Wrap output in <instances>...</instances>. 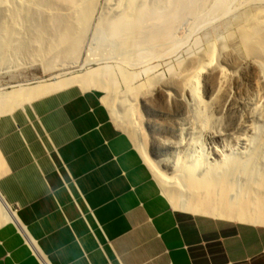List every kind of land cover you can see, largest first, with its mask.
I'll return each instance as SVG.
<instances>
[{
  "label": "crops",
  "instance_id": "obj_1",
  "mask_svg": "<svg viewBox=\"0 0 264 264\" xmlns=\"http://www.w3.org/2000/svg\"><path fill=\"white\" fill-rule=\"evenodd\" d=\"M102 98L0 115V264H264L263 225L172 208Z\"/></svg>",
  "mask_w": 264,
  "mask_h": 264
},
{
  "label": "bare ground",
  "instance_id": "obj_2",
  "mask_svg": "<svg viewBox=\"0 0 264 264\" xmlns=\"http://www.w3.org/2000/svg\"><path fill=\"white\" fill-rule=\"evenodd\" d=\"M109 1L108 10L109 13L113 10V15L99 16L95 29L96 39L103 47L101 55H98L117 56L121 65L118 64L120 66L113 70L107 65L98 66L93 61L84 65L87 66L85 70L78 68L80 70L60 75L59 71L56 74L58 69L70 68L79 58L97 0H0V73L8 74L37 63L43 73L51 74L47 80L4 87L0 85V115L10 114L38 98L72 86L82 92L102 90L105 93L102 102L114 124L131 138L173 209L264 226V169L260 172L255 169L259 159L256 153L264 148V109L260 108L262 113H256L263 124L262 132L258 133L254 128L257 132H254L257 137L254 153L247 159L223 157L219 161H209L207 157L191 159L189 155L179 156L170 169V175H167L149 159V145L138 112L139 103L145 102L152 87L161 81V76H147L137 86L136 74L130 75L124 70L126 65L174 50L178 47L174 30L183 19L223 17L229 12L230 0ZM234 20V34L229 39H237L238 47L244 54L242 67L246 71L250 70L254 91L259 96L264 94V8L245 10ZM217 49L221 53L224 51L223 45H207L201 53L196 56L193 54L194 67L192 65L191 70H186V73L182 71L184 74L179 76L173 74L172 68V74H168L172 82L176 80L182 87L183 94L175 90L178 94L185 95L201 106L193 127L197 126L201 130L205 128L204 132L210 120L208 112L211 111H208L207 104L227 97L231 81L222 66L215 65ZM14 60H21L22 63L16 67L12 64L16 63ZM201 79L210 81L213 86V95L207 104L200 96ZM162 87L156 94L163 103H170L172 96L168 86ZM14 218V211L0 197V225Z\"/></svg>",
  "mask_w": 264,
  "mask_h": 264
},
{
  "label": "rangeland",
  "instance_id": "obj_3",
  "mask_svg": "<svg viewBox=\"0 0 264 264\" xmlns=\"http://www.w3.org/2000/svg\"><path fill=\"white\" fill-rule=\"evenodd\" d=\"M108 1L109 0H97L96 8L89 23L87 34L80 47L79 58L76 59V64L70 66V68L68 66L58 69L56 74L59 73L62 75L74 70L77 71L78 68L85 70L87 66L84 65L93 61H96L98 66L107 65L113 68V70L121 65L119 61L120 58L117 56H100L103 47L96 39L97 30L95 29H97L99 18L102 15H113L112 13L114 12L112 10L109 13L110 10H108V8L110 6V1ZM229 4V12L223 15V17L211 18L209 16L200 20L194 18L183 19L174 30V40H176V46H178L176 47L177 49L175 48L167 53L150 57V59L142 60L136 64L124 65V70L129 72L130 75L132 73L136 74L135 84L137 86L144 82L147 76L152 77L153 75L154 77H162H159L161 81L150 90V94L147 96L148 99L146 98L144 103H139L138 112L140 116V125L149 145V159L167 175H170V169L179 156L188 157L189 155L191 159L196 157H207L209 161H219L223 157H233L235 159L245 160L248 156L254 153V141L257 139L254 135V132H256L254 131V128L256 127L258 133L262 132L261 125L263 124L262 121L259 120L260 118L257 117L258 115H256V113H262L263 110L261 109H264V94H259V96H257L258 94L254 91L255 89L251 72H249L250 70L247 69L249 71H246V69L242 67L244 54L238 47V41L235 38H229L234 34V19H237V17L245 10L263 9L264 2L257 0H230ZM236 9L238 10L237 12L235 11ZM234 11L235 13H233ZM209 44H215L216 46L223 45L224 54L217 49L218 57L215 61V65L222 66L224 71L231 77V81L228 85L227 97L223 96L219 98L218 101H212L209 105L208 102H210L213 95V86L210 81L201 79L200 96L201 98L203 97L202 100L206 102V104L208 103V111L211 110L208 112V118H210V120L208 119L209 127L207 126L206 131L204 132L205 128L201 130L199 127L197 128V126L193 127V124H196L197 122L196 117L201 110V106L191 99L189 100L185 95L183 96L182 87L178 85L176 80L172 82L169 78L171 75L168 74H172L170 73L173 70L172 68H174V71H172L173 74L179 76L182 75L183 72L186 73L191 70V68L194 67V55L196 56L198 53H201ZM99 53L100 55H98ZM13 62H16L12 63L16 67L20 66L22 63L21 60H14ZM192 65L193 67H191ZM180 70L181 73L179 72ZM50 76L51 74L49 72L43 73L42 68L37 63H34L27 66V68H20L8 74L0 73V85H3L4 87L6 85L28 84L35 80H47ZM138 76H140V78ZM161 84L164 85L163 87L168 86V90L172 96L170 103H163L162 99L156 94V91L162 87ZM71 88L78 89L75 86H72ZM175 90L182 94H178ZM98 91H100L102 96L105 97V93L102 90ZM120 91H122V89H120ZM257 106H259V108ZM256 108H258L259 111ZM115 126L119 128L116 124ZM121 131L124 132L123 130ZM124 133L128 136L126 132ZM199 138L201 140H199ZM131 142L133 144L132 140ZM133 146L137 150L134 144ZM256 154V157L259 159L255 169L260 172L264 169V148Z\"/></svg>",
  "mask_w": 264,
  "mask_h": 264
},
{
  "label": "water",
  "instance_id": "obj_4",
  "mask_svg": "<svg viewBox=\"0 0 264 264\" xmlns=\"http://www.w3.org/2000/svg\"><path fill=\"white\" fill-rule=\"evenodd\" d=\"M1 197V196H0Z\"/></svg>",
  "mask_w": 264,
  "mask_h": 264
}]
</instances>
